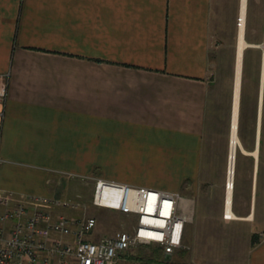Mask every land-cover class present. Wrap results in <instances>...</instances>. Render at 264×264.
Wrapping results in <instances>:
<instances>
[{
  "label": "crops",
  "instance_id": "1",
  "mask_svg": "<svg viewBox=\"0 0 264 264\" xmlns=\"http://www.w3.org/2000/svg\"><path fill=\"white\" fill-rule=\"evenodd\" d=\"M213 4L0 0V189L58 196V178L82 180L93 165L107 180L149 188L179 191L188 180L194 227L184 228L191 252L181 264H264L259 126L253 152L240 145L253 157L248 200L234 211L233 183L234 217L201 214L195 225L200 175L213 169L204 144ZM260 99L263 86L258 125ZM239 223L250 225L244 243L219 227ZM209 227L221 241H203Z\"/></svg>",
  "mask_w": 264,
  "mask_h": 264
},
{
  "label": "rangeland",
  "instance_id": "2",
  "mask_svg": "<svg viewBox=\"0 0 264 264\" xmlns=\"http://www.w3.org/2000/svg\"><path fill=\"white\" fill-rule=\"evenodd\" d=\"M213 1L209 50L210 89L207 103L206 127V135L209 136L210 141L206 139L204 142L205 146H208L206 149H210L209 155L213 169L212 173L203 172L200 175L201 198L200 203L196 204L195 209V225L197 227L200 225L204 226L205 224H200L202 219L201 214H206L209 221H212L219 214H224L229 169L230 129L240 0ZM263 36L264 0H248L245 40L255 45L246 47L243 52L237 123L238 138L245 152L255 149L258 126V97L261 85V50L257 45L262 41ZM258 143L259 163L264 166V82L263 102L259 117ZM242 148L237 147L234 164L232 199L234 202L233 208L236 212L240 209L239 206L243 202V198L247 200L249 198L250 176L253 171V157L243 153ZM223 151L226 155L225 163L222 167L220 155ZM155 170L162 174L161 168H155ZM164 176L166 175L164 174ZM97 178L103 177L98 173L96 166L93 165L89 173L82 180L73 178L63 179L61 177L58 178L59 181H56L54 187H52L53 193L58 194L63 199H71L78 204L76 208L63 210L62 212L70 215L93 216L96 218L97 226L93 233L88 235V238L93 240H96L103 234H112L120 229H129L131 222L130 218L118 211L98 207L92 203L94 181ZM189 184V181L185 180L179 191L191 196L192 191L183 188ZM258 197H260L259 192ZM253 198L255 199V189L253 191ZM191 223H187L185 228H193L194 224ZM239 225L240 227L233 228V230L226 228L227 226L222 224L219 227L223 234H228L227 232H230L229 234H236L237 236L235 235V237L244 243L250 238V235L249 238L246 237L244 229L250 225L244 223H239ZM201 231L204 242L208 240H211L210 242L212 240L221 241L220 231L216 232L210 227L209 229L202 228ZM190 252L191 243L187 233L184 247L178 249L174 255L164 256L160 248L155 244L137 245L120 255L116 264H181L182 254L187 255ZM235 254L239 255V251H235Z\"/></svg>",
  "mask_w": 264,
  "mask_h": 264
},
{
  "label": "built area",
  "instance_id": "3",
  "mask_svg": "<svg viewBox=\"0 0 264 264\" xmlns=\"http://www.w3.org/2000/svg\"><path fill=\"white\" fill-rule=\"evenodd\" d=\"M257 46L264 82V36ZM92 203L130 218V228L93 240L95 217L62 212L76 208L75 201L0 189V264H116L127 250L151 244L168 257L184 247V228L194 214L193 198L180 191L104 178L94 181Z\"/></svg>",
  "mask_w": 264,
  "mask_h": 264
},
{
  "label": "bare ground",
  "instance_id": "4",
  "mask_svg": "<svg viewBox=\"0 0 264 264\" xmlns=\"http://www.w3.org/2000/svg\"><path fill=\"white\" fill-rule=\"evenodd\" d=\"M246 8H247V0H241L239 21H238V36H237V45H236V54H235V77H234V88H233L232 120H231L230 151H229L230 165L227 174L228 188H226V199H225L226 204L224 210V212L226 213V217L228 218L234 217V214L230 209L231 193L233 186L232 179L234 174L236 149L241 145L237 134V123H238V115H239V98H240L241 74H242V64H243V52L246 47L255 45L245 40ZM261 102L262 100L260 101V105H259V114L261 111L260 110ZM255 154L256 151H254V155Z\"/></svg>",
  "mask_w": 264,
  "mask_h": 264
},
{
  "label": "trees",
  "instance_id": "5",
  "mask_svg": "<svg viewBox=\"0 0 264 264\" xmlns=\"http://www.w3.org/2000/svg\"><path fill=\"white\" fill-rule=\"evenodd\" d=\"M256 238H257V236L253 234L251 237V240H250L251 245L255 244V242L257 240Z\"/></svg>",
  "mask_w": 264,
  "mask_h": 264
},
{
  "label": "water",
  "instance_id": "6",
  "mask_svg": "<svg viewBox=\"0 0 264 264\" xmlns=\"http://www.w3.org/2000/svg\"><path fill=\"white\" fill-rule=\"evenodd\" d=\"M261 86H263V80H261ZM229 165H230V160H229Z\"/></svg>",
  "mask_w": 264,
  "mask_h": 264
}]
</instances>
